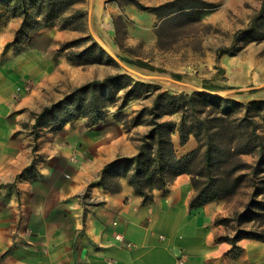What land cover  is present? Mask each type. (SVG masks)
<instances>
[{"label":"rangeland","instance_id":"1","mask_svg":"<svg viewBox=\"0 0 264 264\" xmlns=\"http://www.w3.org/2000/svg\"><path fill=\"white\" fill-rule=\"evenodd\" d=\"M135 1L143 7L156 8L174 0ZM198 1L204 2L206 8L197 9L187 16L171 15L161 20L148 11L127 4L125 0H84L57 22L45 25L39 18L36 30L26 29L20 35L21 45L35 46L44 53L55 81L44 88H36L29 82H12L15 92L12 104L19 109L14 108L13 119L9 120L13 131L11 148L29 151L31 162L14 181L21 192L20 202L11 201L14 194L0 193V215L11 219L4 220L8 229L15 228L14 218L25 214L31 216L28 224L39 228L45 224L42 219L68 214L79 217L80 214L97 211L101 200L93 193L94 190L110 192L101 187V175L84 172L79 163L93 161L95 153L108 147L120 133H129L132 146L138 148L149 130L159 93L191 96L202 92L228 100L226 102L230 106L242 103L241 108H235V117L244 115L249 103V115L258 123L264 136V89L250 93L251 89L264 86V21L256 29L260 32V39H252L246 33L252 28V17L260 10L261 1ZM77 10L84 16L74 24H83L82 30H64L69 14ZM14 19L23 22L22 17L1 7L0 20ZM117 32L124 48L119 45ZM157 33L161 37L160 43ZM70 45L73 46L65 50ZM223 50L229 51L223 53ZM8 60V57H1L0 65H5ZM115 75L123 77L118 84L120 91L116 101L108 105L102 120V128L109 130L107 137H101L99 129L92 131V142L86 146L87 151L79 152L77 136L66 141L71 128L65 129L56 119L42 121L35 127L37 115L46 107L60 102L86 83ZM145 76H158L160 80ZM166 78L184 82L186 86L172 85ZM18 87L21 88L19 92ZM205 88L213 90H201ZM197 98L198 110L208 112L206 102ZM174 103L168 98L162 99L158 110L162 121H181L182 112L167 114ZM205 115L203 112L202 116ZM78 120L83 128L94 127L87 118ZM138 122L141 124L136 125ZM65 143L68 148H64ZM202 153L203 150L200 155ZM261 156L257 151L243 157L250 164L258 163L259 174L255 178L244 179L238 195L227 200L231 204L234 202L236 208L233 219L244 213L255 190L253 185L258 186L259 200L264 195V155ZM7 159L0 156V167ZM202 161L201 157L192 161L196 170ZM128 168L126 163H121L118 175L110 180L122 184L124 175L132 170V167ZM1 171L2 174L5 171L10 174L8 167H2ZM82 175L88 180L82 179ZM255 210L258 215L252 221L244 219L240 226L232 222V218L219 217V220L228 222L222 224L223 229L233 237L237 235V228L248 235L259 236L264 231V213Z\"/></svg>","mask_w":264,"mask_h":264},{"label":"crops","instance_id":"2","mask_svg":"<svg viewBox=\"0 0 264 264\" xmlns=\"http://www.w3.org/2000/svg\"><path fill=\"white\" fill-rule=\"evenodd\" d=\"M21 26L18 19L0 20V60L3 56L9 59L0 65V156L8 158L2 167H8L10 172L2 174L0 167V193L14 194L13 203L22 199L14 181L29 166L31 153L11 148L13 131L9 120L13 119L14 108L19 109L12 104V82H29L44 88L55 81L51 64L40 49L13 44ZM167 82L186 86L174 79ZM71 125L64 127L71 128L66 141L77 136L79 152L87 151L92 131L99 129L104 138L109 131L102 128V121L93 128L81 127L78 119ZM129 135L120 133L108 147L95 153L93 161L79 163L83 171L100 176L104 167L117 158L137 155L138 148L132 146ZM172 140L179 157L199 148L194 136L185 145L181 144L178 132ZM64 148H68L66 143ZM82 177L86 179L85 175ZM121 185L119 193L94 190L101 200L97 211L79 217L68 214L42 219L45 224L39 228L31 227V216L25 214L14 218L15 228L8 229L4 220L11 219L0 215V264H264V242H233V235L217 224L219 217L232 218L234 202L219 200L191 209L195 190L189 175L177 177L170 186L155 191L148 201L136 193L126 177ZM119 234L133 246L127 248L117 241ZM219 238L223 241H217Z\"/></svg>","mask_w":264,"mask_h":264},{"label":"trees","instance_id":"3","mask_svg":"<svg viewBox=\"0 0 264 264\" xmlns=\"http://www.w3.org/2000/svg\"><path fill=\"white\" fill-rule=\"evenodd\" d=\"M84 0H0L1 7L13 12L15 16L23 18L22 26L16 34L15 45L20 46V35L26 29L36 30L39 26L37 19L42 18L45 25H50L67 15L69 11L79 2ZM127 4H133L140 10L148 11L159 19L175 17L176 15L187 16L188 13L197 9H204L206 5L198 0H174L156 8L143 7L135 0H125ZM261 1L260 10L252 17V28L246 31L250 38H261L257 28L264 21V0ZM78 10L69 14L64 30H82L83 24H74L83 17ZM255 29V30H253ZM160 43V34L157 33ZM119 45L120 35L117 32ZM73 45L67 46L65 50ZM229 50H223L227 53ZM122 75L109 76L104 79H96L75 89L71 95L60 102L46 107L43 112L37 115L35 127L42 121L56 119L59 125L72 124L80 117L87 118L92 125L101 122L106 114L109 104L116 101L120 91L118 86ZM251 90L250 93H257L262 90ZM205 90H213L205 88ZM249 93V94H250ZM243 95V94H241ZM206 102V110L199 111L198 98ZM168 98L175 102L168 115L183 113L181 121H162V115L158 113L162 99ZM197 99V100H196ZM128 101V99H127ZM228 100L216 98L208 93L196 92L191 96L184 94L173 96L159 93L153 106L151 123L148 132L143 136L138 146V153L133 157H119L108 164L102 170L100 180L101 187L110 193L121 192L122 185L110 180L118 175L121 163H126L131 172L124 175L134 187L136 193L145 200H151L155 191L163 190L170 186L177 177L187 174L191 177L196 195L191 199L192 210L201 208L209 203L218 200H229L237 196L242 188L243 180L258 176L256 164H250L244 160L245 155H252L258 151L260 157L264 155V136L259 131L258 123L249 115L250 104L247 103V111L241 117H235L236 107L242 103L230 106ZM244 105V104H243ZM205 112L206 115L202 116ZM190 119V122H188ZM41 119V120H40ZM141 122L136 123V125ZM54 125V123L52 124ZM179 133L181 144L185 145L191 136H194L199 143V148L184 157H179L172 140L173 134ZM203 153L200 155V152ZM197 157L203 158L202 165L195 167L192 164ZM194 167V168H193ZM128 168V169H129ZM251 195L245 211L235 217L232 222L239 226L245 221H252L258 215L259 209L264 213V198L259 200L258 186ZM244 220V221H243ZM225 220H217V224H226ZM228 223V222H227ZM255 239L264 242V231L262 235L251 236L244 230L237 228V235L232 238L233 242L242 239ZM229 240V238H226ZM223 241V238L217 239Z\"/></svg>","mask_w":264,"mask_h":264},{"label":"built area","instance_id":"4","mask_svg":"<svg viewBox=\"0 0 264 264\" xmlns=\"http://www.w3.org/2000/svg\"><path fill=\"white\" fill-rule=\"evenodd\" d=\"M21 90V88H18V92ZM116 239L117 241L121 242L123 244V246L127 247V248H130L133 246V244L131 242H128L125 240L124 236L123 235H117L116 236Z\"/></svg>","mask_w":264,"mask_h":264},{"label":"water","instance_id":"5","mask_svg":"<svg viewBox=\"0 0 264 264\" xmlns=\"http://www.w3.org/2000/svg\"><path fill=\"white\" fill-rule=\"evenodd\" d=\"M134 73H136V74H139V73H137V72H135V71H133ZM139 75H141V74H139ZM145 78H147V79H152V80H160V77H146L145 76ZM166 80L168 81L169 79L168 78H166ZM170 81H171V79H170ZM261 88H264V86H261V87H259V88H254V89H251V90H257V89H261ZM202 91H204V92H210V91H207V90H204V89H201Z\"/></svg>","mask_w":264,"mask_h":264}]
</instances>
